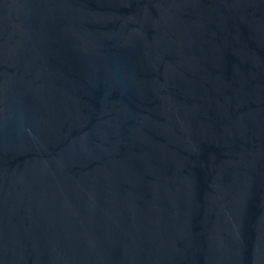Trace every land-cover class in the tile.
<instances>
[{"label": "water", "instance_id": "obj_1", "mask_svg": "<svg viewBox=\"0 0 264 264\" xmlns=\"http://www.w3.org/2000/svg\"><path fill=\"white\" fill-rule=\"evenodd\" d=\"M0 264H264V0H0Z\"/></svg>", "mask_w": 264, "mask_h": 264}]
</instances>
